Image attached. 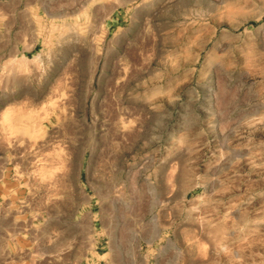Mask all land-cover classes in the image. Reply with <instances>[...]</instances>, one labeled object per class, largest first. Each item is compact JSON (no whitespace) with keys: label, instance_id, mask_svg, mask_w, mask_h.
I'll list each match as a JSON object with an SVG mask.
<instances>
[{"label":"rangeland","instance_id":"obj_1","mask_svg":"<svg viewBox=\"0 0 264 264\" xmlns=\"http://www.w3.org/2000/svg\"><path fill=\"white\" fill-rule=\"evenodd\" d=\"M0 264H264V0H0Z\"/></svg>","mask_w":264,"mask_h":264}]
</instances>
